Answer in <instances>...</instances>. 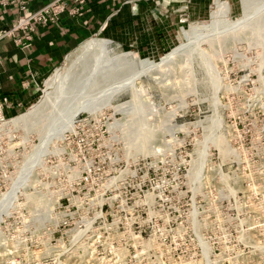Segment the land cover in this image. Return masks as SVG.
I'll return each instance as SVG.
<instances>
[{
    "label": "rangeland",
    "instance_id": "1",
    "mask_svg": "<svg viewBox=\"0 0 264 264\" xmlns=\"http://www.w3.org/2000/svg\"><path fill=\"white\" fill-rule=\"evenodd\" d=\"M220 2H158L155 36H94L0 103V264H264V0ZM96 39L131 55L90 112Z\"/></svg>",
    "mask_w": 264,
    "mask_h": 264
},
{
    "label": "crops",
    "instance_id": "2",
    "mask_svg": "<svg viewBox=\"0 0 264 264\" xmlns=\"http://www.w3.org/2000/svg\"><path fill=\"white\" fill-rule=\"evenodd\" d=\"M51 1L0 0V98L27 104L33 93V82L42 79L82 42L101 34L118 42L132 41L145 34L155 36L157 26L160 27L167 18L170 19L168 23L174 20L171 10L164 9L156 15L158 2L163 7L170 5L171 9L173 3L183 2L87 0L76 14L66 12L58 24L38 26L34 41L28 48L18 42L22 40L21 34L7 35L6 32L21 18L40 11ZM68 2L70 9L75 7L71 0Z\"/></svg>",
    "mask_w": 264,
    "mask_h": 264
},
{
    "label": "bare ground",
    "instance_id": "3",
    "mask_svg": "<svg viewBox=\"0 0 264 264\" xmlns=\"http://www.w3.org/2000/svg\"><path fill=\"white\" fill-rule=\"evenodd\" d=\"M243 1H245L244 2L245 4L243 3L244 5L247 4L246 1L248 2V0H243ZM218 2H219V0H216V3L214 4L215 5V8L218 7V6H223L226 9L228 8V3H224V2L222 3V2H220L218 4ZM109 43H110V40H106V39H96V40H94V42L88 43L86 45V47H85L86 49H88V51H92V50L94 51V49H96V50L97 49H100V50H97V54H98V57L101 58V59H100V65L97 64L95 67H93L95 61H92V62L88 63V65H87L88 67L86 69H84V72L82 73V75H85L89 79L87 81L88 82L87 88H88V91H89V99H88V101H86L84 103L85 105L83 104L81 106L82 109H80V110H86V111H90V112L94 111L95 108H93V105L91 104V102L94 100L93 93L95 92L96 86H102L104 84L110 85L111 82H113L115 80V75L117 74V71L120 68V60L121 59H124L126 57H129L131 55L129 53H126V54H123V55H119V56L117 55V56H114L113 57L112 54H111L112 51L110 50V48L108 46ZM110 45H112V44H110ZM180 47H176L175 49L172 50V52L163 55L161 57V61L162 62L160 64H152V63H149V68H154L155 69L157 66H160L158 68V70H161V68L162 69L168 68V66H166L164 64L166 62H169L170 64H172L179 57L180 49H181ZM102 60H104V61L102 62ZM140 61L141 62H147L148 59L147 60H140ZM58 70L59 69H57V71ZM146 75H149L150 76L149 73L146 74ZM109 79H111V80H109ZM122 85L124 86V84H121V86ZM115 91L121 92V87H119ZM113 93H114V91H113ZM142 96H143V94H142ZM99 97H101V96H99ZM99 99H101V98H99ZM139 100H140V97L139 96L137 97V96H135L133 94L131 96V100L129 102H130V104H132V103H138ZM140 103H142V102H140ZM40 105L41 104H39V102L33 104L31 106V108L29 109L28 113H25V115L20 116L19 118L15 119L12 122L13 123H16V122H19V121H24V122L25 121H28L29 119L32 118L33 114L35 113V111L38 109V107ZM140 105H142V104H140Z\"/></svg>",
    "mask_w": 264,
    "mask_h": 264
},
{
    "label": "built area",
    "instance_id": "4",
    "mask_svg": "<svg viewBox=\"0 0 264 264\" xmlns=\"http://www.w3.org/2000/svg\"><path fill=\"white\" fill-rule=\"evenodd\" d=\"M71 2H73L75 7L70 9L68 0H52L40 11L28 17L21 18L18 23L6 33L9 36L21 34L22 40L19 39L18 42L25 48H28L34 41V34L38 26L58 24L66 12H69L71 15L76 14L79 10L78 8L85 5L87 0H71ZM2 4H4V2H2ZM23 9H25V6H23ZM8 102L9 100L7 98H0L1 104H7Z\"/></svg>",
    "mask_w": 264,
    "mask_h": 264
}]
</instances>
